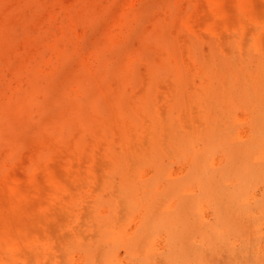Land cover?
I'll return each mask as SVG.
<instances>
[{
	"label": "rangeland",
	"instance_id": "1",
	"mask_svg": "<svg viewBox=\"0 0 264 264\" xmlns=\"http://www.w3.org/2000/svg\"><path fill=\"white\" fill-rule=\"evenodd\" d=\"M0 264H264V0H0Z\"/></svg>",
	"mask_w": 264,
	"mask_h": 264
}]
</instances>
